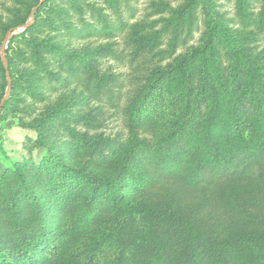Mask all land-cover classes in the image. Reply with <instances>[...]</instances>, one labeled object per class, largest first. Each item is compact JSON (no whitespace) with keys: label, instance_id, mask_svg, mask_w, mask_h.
Segmentation results:
<instances>
[{"label":"rangeland","instance_id":"374dc122","mask_svg":"<svg viewBox=\"0 0 264 264\" xmlns=\"http://www.w3.org/2000/svg\"><path fill=\"white\" fill-rule=\"evenodd\" d=\"M5 49L0 251L12 264H109L105 215L75 225L93 194L79 171L117 179L134 206L211 204L212 187L162 177L159 156L205 152L219 103L217 140L264 108V0H0Z\"/></svg>","mask_w":264,"mask_h":264},{"label":"trees","instance_id":"16d2710c","mask_svg":"<svg viewBox=\"0 0 264 264\" xmlns=\"http://www.w3.org/2000/svg\"><path fill=\"white\" fill-rule=\"evenodd\" d=\"M0 53L9 57L7 49ZM218 105V117L230 112L225 104ZM251 108V118H232V129L222 140L214 132L218 118L214 116L204 134L205 152L161 154L156 162L162 177L191 187H212L211 204L205 201L189 209L163 200L150 207L134 206L126 201L117 179L79 171L93 194L75 225L85 227L92 217L105 215L102 246L112 250L109 264H264V172L251 185H242L239 179L264 164V108L260 103ZM224 185L230 187L228 192ZM99 191L108 195L110 206L96 200ZM160 245L175 249L172 262L161 260ZM0 264H12L1 251Z\"/></svg>","mask_w":264,"mask_h":264},{"label":"water","instance_id":"95a60500","mask_svg":"<svg viewBox=\"0 0 264 264\" xmlns=\"http://www.w3.org/2000/svg\"><path fill=\"white\" fill-rule=\"evenodd\" d=\"M42 4H43V1H42L41 4H40V5H39V6L33 11V13H32V17H33V15L35 14V12L38 10V8H39ZM7 41H8V38L5 40L3 47H5ZM5 63H6V59H5ZM5 69L7 70V64H5ZM8 78H9V75H8ZM10 90H11V81H10V79H9V83H8V92H10ZM3 104H4V102H3L2 105L0 106V112H1V110H2Z\"/></svg>","mask_w":264,"mask_h":264}]
</instances>
